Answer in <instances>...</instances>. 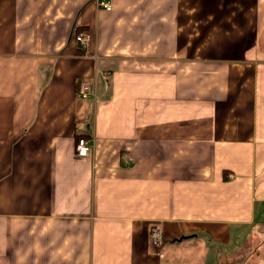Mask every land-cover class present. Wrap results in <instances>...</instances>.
Masks as SVG:
<instances>
[{
	"label": "crops",
	"instance_id": "0c3cea01",
	"mask_svg": "<svg viewBox=\"0 0 264 264\" xmlns=\"http://www.w3.org/2000/svg\"><path fill=\"white\" fill-rule=\"evenodd\" d=\"M110 1L0 0V264H264V0Z\"/></svg>",
	"mask_w": 264,
	"mask_h": 264
},
{
	"label": "built area",
	"instance_id": "2783aa9c",
	"mask_svg": "<svg viewBox=\"0 0 264 264\" xmlns=\"http://www.w3.org/2000/svg\"><path fill=\"white\" fill-rule=\"evenodd\" d=\"M97 5L107 11L111 10L110 0H97ZM75 41L80 45L81 48L87 49L90 42V35L85 31H79L75 35ZM78 95L86 98L89 97L88 85L83 83L78 89ZM94 146V141L80 138L75 146V153L77 156H87ZM163 230L161 224H153L150 229V244L154 249L160 247L163 239Z\"/></svg>",
	"mask_w": 264,
	"mask_h": 264
},
{
	"label": "rangeland",
	"instance_id": "374dc122",
	"mask_svg": "<svg viewBox=\"0 0 264 264\" xmlns=\"http://www.w3.org/2000/svg\"><path fill=\"white\" fill-rule=\"evenodd\" d=\"M254 255H255V253H254ZM254 255L252 256V258L250 259V261H253V260H254V258H255V256H254Z\"/></svg>",
	"mask_w": 264,
	"mask_h": 264
},
{
	"label": "trees",
	"instance_id": "16d2710c",
	"mask_svg": "<svg viewBox=\"0 0 264 264\" xmlns=\"http://www.w3.org/2000/svg\"><path fill=\"white\" fill-rule=\"evenodd\" d=\"M77 31H79V30H77Z\"/></svg>",
	"mask_w": 264,
	"mask_h": 264
}]
</instances>
